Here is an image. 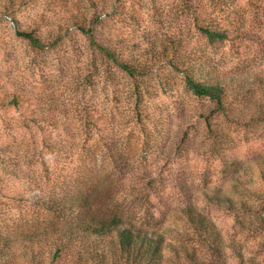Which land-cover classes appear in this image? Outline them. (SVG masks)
Here are the masks:
<instances>
[{"label": "rangeland", "instance_id": "374dc122", "mask_svg": "<svg viewBox=\"0 0 264 264\" xmlns=\"http://www.w3.org/2000/svg\"><path fill=\"white\" fill-rule=\"evenodd\" d=\"M23 1L15 16H0V161L46 179L41 165L54 157L47 147L57 148V167L64 166L67 179L80 176L98 212L184 244V211L191 207L214 223L226 246L235 243L260 264L264 233L256 218L264 215V125L217 116L214 103L192 95L174 67L201 50L222 74L252 88L264 75V14L246 20L244 40L210 45L182 0L83 2L93 21L107 5L97 41L116 37L122 57L152 64L139 78L103 58L78 32L64 34L53 49L31 48L15 29L36 22L47 43L54 41L47 29L64 24L71 0ZM13 94L18 106L9 104ZM238 110L250 115L245 107ZM20 188L12 180L0 185L2 209ZM166 257L165 264H189L168 252Z\"/></svg>", "mask_w": 264, "mask_h": 264}, {"label": "trees", "instance_id": "16d2710c", "mask_svg": "<svg viewBox=\"0 0 264 264\" xmlns=\"http://www.w3.org/2000/svg\"><path fill=\"white\" fill-rule=\"evenodd\" d=\"M18 1L1 0L0 16L5 13L15 16L25 3ZM96 1L71 0L65 8L69 9V17L64 24L47 29V35L55 38L50 43L36 22L28 23L24 29L16 28L14 35L31 48L44 51L53 49L64 34L78 32L91 48L128 76H147L153 70L152 64L131 55L128 59L122 57L116 37H107L105 44L95 39L107 22V5L100 8L96 21L80 6L86 2L94 7ZM182 1L197 21L199 34L210 45L244 40L246 20H258V15L264 14V0ZM192 58L174 67L182 73V82L192 95L214 103L217 116L230 117L232 122L242 125L258 124L255 122L264 125V75L252 88H247L238 79L222 74L214 59L204 51H196ZM18 98L13 94L9 104L18 106ZM240 106L248 109L250 115L239 111ZM149 116H143L148 123ZM36 117H33L35 124L40 119ZM49 117L47 124L53 122ZM215 130L224 139L223 130L217 125ZM47 149L54 157L53 161L41 165L47 173L46 179L0 161V185L12 180L21 187L9 197L8 208L2 209L0 205V264H165L166 252L189 264H228L232 258L236 263L230 264H254V259L246 257L235 243L226 246L214 223L191 207L184 211L189 229L184 234L189 243L184 244L168 243L162 233L138 226L117 214L98 212L79 184L80 176L67 179L62 172L64 166L57 167L60 163L55 158L61 152L54 147ZM259 165L264 187V166ZM15 209L17 212L13 214ZM256 221L264 229V215H258ZM263 229L260 230L264 233ZM227 248L231 255L226 254ZM258 262L264 264V260Z\"/></svg>", "mask_w": 264, "mask_h": 264}]
</instances>
